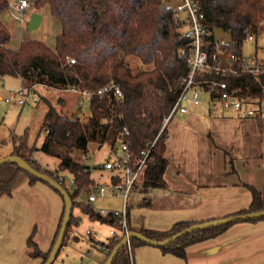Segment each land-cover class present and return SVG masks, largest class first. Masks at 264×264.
Instances as JSON below:
<instances>
[{"label":"trees","instance_id":"obj_1","mask_svg":"<svg viewBox=\"0 0 264 264\" xmlns=\"http://www.w3.org/2000/svg\"><path fill=\"white\" fill-rule=\"evenodd\" d=\"M29 1L36 9L47 5L51 15L59 19L61 29L56 36L55 47L27 38L21 41L18 49H11L8 45L11 34L1 18L9 8V0H0V79L4 76L20 77L22 86L29 91L42 84L57 89L80 88L94 93L89 100L90 113L86 118L65 115L48 102L41 125L46 133L41 146L36 148L30 145L26 132L20 136L14 135L11 155L20 156L37 171L52 176L64 188V182L57 177L58 172L72 174L74 190L66 189L73 201V210L78 206L90 219L119 228L118 218L114 215L101 216L90 205L76 201L95 184L92 168L81 159L88 153L90 143H96L99 147L108 145L114 149L124 128L129 132L127 137L134 152L156 137L181 91L182 78L188 71L186 58L180 55V49L185 44L181 25L174 17L168 0ZM200 2L208 29L221 28L230 34L229 43L222 44L216 42L213 35L208 37L206 50L210 53L217 49L242 52L247 29L256 33L264 22V0ZM131 57L137 58L139 65L133 66ZM68 58L74 59V62ZM214 77L227 80L231 88L239 89L241 96L264 100V75L258 80L249 74ZM110 84L120 87L122 98H116L112 90L98 93ZM61 101L59 99L58 103L61 104ZM166 139L167 125L152 151L142 184L144 192L165 186L164 173L169 165ZM2 144L5 141L0 140ZM35 150L57 158L58 168L55 171L43 168L31 157ZM20 173L26 174L31 182L40 181L22 171L17 164L5 163L0 166V195L11 194ZM247 186L252 192L251 205L247 210L232 215L264 209L263 192ZM149 204L150 201L144 198L138 205ZM73 210L63 244L71 227L79 223ZM257 221L260 220L248 222ZM201 222L205 221H178L166 231L140 232L150 239L162 241ZM232 224L193 232L160 249L164 254L185 259L189 245L216 237ZM128 228L132 230L130 223ZM121 239L111 236L107 244V258ZM28 245L32 248L30 255L41 257L43 264L51 249L43 253L32 237L28 239ZM143 245L146 244L137 239L130 240L129 245L118 252L113 264H134V250Z\"/></svg>","mask_w":264,"mask_h":264},{"label":"crops","instance_id":"obj_2","mask_svg":"<svg viewBox=\"0 0 264 264\" xmlns=\"http://www.w3.org/2000/svg\"><path fill=\"white\" fill-rule=\"evenodd\" d=\"M10 77L4 76L0 82H6ZM15 79H19L22 86L21 78ZM2 89L0 88V99H3ZM207 112L212 121L214 118L229 122L244 120L228 142L220 136L225 133V128H219V125L215 124L220 121L214 120L211 123V131L220 130V137L212 133L207 136L211 138L210 145L215 147L211 153L214 156L211 180L199 181L184 174L180 165H172L170 161L164 173V187L144 192L141 184L139 192L133 194L132 199L138 196L141 202L146 198L150 204L140 206L137 216L132 217L129 212L132 230L166 231L178 221H207L247 210L253 199L247 185L264 194V183L260 176L258 178L257 170L254 171L260 165L263 154H246L242 150L246 143L257 146L258 139L253 137L250 127L252 125L245 123V118H239L230 112L209 109ZM190 114L185 122H190V119L199 122V114ZM255 120L256 125H264V119ZM194 142L196 137L189 144ZM41 144L34 146L39 148ZM0 146L7 148L1 152L0 158L11 155L12 144ZM33 153L31 157L35 159ZM40 165L49 169L42 163ZM63 210V199L55 190L42 181L31 182L24 173L18 174L11 194L0 195V264H42L41 257L30 255L32 248L28 245V239L32 237L43 253L49 252ZM91 234L86 233L89 236ZM137 250L145 254L160 255L163 264H264V220L234 223L216 237L191 244L186 248L185 259L169 253L162 254L158 248L148 245L138 247ZM103 260L104 257L100 258L97 264ZM133 263L135 264L134 258Z\"/></svg>","mask_w":264,"mask_h":264},{"label":"rangeland","instance_id":"obj_3","mask_svg":"<svg viewBox=\"0 0 264 264\" xmlns=\"http://www.w3.org/2000/svg\"><path fill=\"white\" fill-rule=\"evenodd\" d=\"M17 0H9L14 2ZM40 13L44 20L39 27L33 30L27 29V24L30 20L32 13ZM5 25L7 26L11 39L9 47L11 49H18L23 39H36L40 40L50 47H55L56 36L61 29V23L57 17L51 15L49 7L47 5L36 11L35 7L30 6L26 9L24 14V22L21 23L12 16L11 7L4 12L1 16ZM217 40H223L225 43H229L230 34L221 28L214 29ZM242 54L248 56L256 54L258 57L264 58V22L259 25L257 32L255 33V40L252 42H243ZM133 66L139 65L137 58H130ZM19 79L10 77L6 82H0V88L2 89L3 99H0V140L5 141V144H12V136H20L25 132L28 133V143L32 146L40 145L42 139L45 137V131L41 129L44 115L47 110L48 102H51L55 107L62 110L65 115L68 116H79L86 118L89 116V101L86 99L83 106L79 107L77 104V94L71 89H57L47 87L39 84L32 88L27 93V101L24 105L19 106L13 103H6L5 97L8 89L20 88ZM62 99L61 104L58 100ZM209 108V97L201 92L200 105L191 109L190 115L199 114V122H194L190 119L187 121L188 115H182L177 113L167 125V158L172 165H180L181 171L184 174L192 176L199 181L206 182L212 178V158L214 157L211 153L214 151L211 144V138L207 136L212 133L216 137L223 136L225 141L231 138L235 134L236 128L243 121H228L217 118L213 119L215 124L219 125V128H225V133L220 135V130H210L209 127L213 122L211 117L207 114ZM213 110H219L217 107ZM242 120V119H241ZM264 122V121H263ZM245 123H250L252 126L253 137L258 139L257 146H251L249 143L245 144L242 148L246 154H255L256 152L262 153L263 158L260 160V165L254 171L260 176L261 181L264 183V125H256L255 119L247 118ZM220 135V136H219ZM213 136V137H214ZM194 137L196 142L189 144ZM2 144V145H5ZM2 148V149H1ZM215 148V147H214ZM7 148L0 146V154ZM229 150V149H228ZM231 151V154L234 153ZM110 148L108 145L99 147L96 143L89 144L88 156L89 159H81L90 167H93L96 161L104 162L109 156ZM34 158L47 166L51 170L58 168L59 160L53 156L47 155L42 151L35 150ZM252 154V155H253ZM44 168V167H43ZM60 175L64 178V184L68 187V190H74L73 175L67 171H59ZM250 175V174H249ZM92 178L99 183L107 185L109 183L108 173L103 170H95L92 172ZM91 190V187L88 189ZM78 203H86V198H82L81 195L76 199ZM139 198L130 199L129 212L131 216H137V210L140 208ZM94 209L105 208L109 210H120L123 207L122 196L113 195L110 191L105 196H98L96 202L91 204ZM74 216L79 221L77 225H73L69 231V235L66 238L62 248L59 252L58 258L55 264H97L100 258L104 257L102 261L107 258L108 247L107 242L111 237L109 230L110 225L108 223L90 219L88 215L83 213L80 207L75 206L73 210ZM139 217V216H138ZM87 230H90L92 234L86 235ZM107 243V244H102ZM130 243V242H129ZM147 246V245H146ZM150 247L158 248L152 245ZM107 247V248H106ZM161 250L160 248H158ZM162 254H164L161 251ZM166 254V253H165ZM134 261L135 264H163L160 260V255L145 254L143 251L134 250ZM170 264V263H167Z\"/></svg>","mask_w":264,"mask_h":264},{"label":"built area","instance_id":"obj_4","mask_svg":"<svg viewBox=\"0 0 264 264\" xmlns=\"http://www.w3.org/2000/svg\"><path fill=\"white\" fill-rule=\"evenodd\" d=\"M168 5L173 11L174 17L181 25V36L185 41L180 49V55L186 58L188 71L182 78L181 91L174 102L168 116L164 118L162 127L152 141L144 144L138 152H134L130 147L127 136V128L123 129L122 137L118 140L114 149H110L109 156L104 162L96 161L92 172L103 170L108 173L109 183L107 185L99 183L96 178L91 190L84 191L86 203L91 206L97 201L98 196H105L108 191L113 195L122 196L123 207L120 210H109L105 208L94 209L101 216L114 215L118 219L119 228L110 226L111 236L123 238L129 231V205L133 194L139 192L143 184L144 176L151 154L157 140L166 125L177 114L188 115L192 108L200 105L201 92L209 97V110L218 108L222 112H230L239 118L264 119V100L258 97H244L239 94V89L231 88L227 80H218L214 75L222 77L249 74L259 79L264 75V58L256 54L244 56L242 52H232L217 49L210 53L207 51V38L217 37L214 30L208 29L205 24V16L200 0H168ZM31 6L29 0H17L9 2L12 16L15 20L23 23L26 9ZM9 9V8H8ZM255 40V33L247 29L243 42ZM219 43H225L220 40ZM70 62L74 59L68 58ZM77 94V104L82 107L85 100H90L94 92L80 88H70ZM112 90L116 98H122V91L116 84H110L98 91ZM28 89L21 86L17 89H8L5 102L24 105L27 101ZM89 159L88 153L84 156ZM59 180L64 182L62 175L58 173ZM74 184V183H73ZM67 189L68 187L65 186ZM87 234L92 233L87 230ZM129 245V244H128Z\"/></svg>","mask_w":264,"mask_h":264},{"label":"water","instance_id":"obj_5","mask_svg":"<svg viewBox=\"0 0 264 264\" xmlns=\"http://www.w3.org/2000/svg\"><path fill=\"white\" fill-rule=\"evenodd\" d=\"M41 21H42V15L40 13L38 12L32 13L30 20L27 24V29L28 30L36 29L37 27L40 26ZM5 163L17 164L22 171L46 183L47 185L55 189L63 197L65 210H64L61 226H60L57 238L51 248V251L47 259L43 263V264H53L62 248L63 241L65 239V235H66L68 226L70 224V219L72 215L73 201L68 193V190L64 188V186H62V184H60V182L55 180L52 176H49L47 174L37 171L27 161H25L18 155H8L3 158H0V166H2ZM81 197L82 198L84 197V193H82ZM263 218H264V209L255 211V212H247L243 214H237V215L226 216L223 218L212 219V220H208L205 222L192 225L189 228H186L162 241L150 239L146 237L145 235H143L140 231L129 230L128 233L125 236H123L121 241L113 248L111 254L106 259L104 264H113V261L116 255L118 254V252L124 246L128 245L130 240L132 239H137L141 241L142 243H145L146 245H152V246L161 248L193 232L210 229V228L221 227V226H225V225L232 224V223L248 222L251 220H261Z\"/></svg>","mask_w":264,"mask_h":264}]
</instances>
